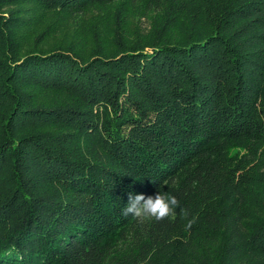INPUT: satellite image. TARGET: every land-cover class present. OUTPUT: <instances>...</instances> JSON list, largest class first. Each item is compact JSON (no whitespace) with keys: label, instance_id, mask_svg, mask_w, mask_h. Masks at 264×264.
Here are the masks:
<instances>
[{"label":"trees","instance_id":"obj_1","mask_svg":"<svg viewBox=\"0 0 264 264\" xmlns=\"http://www.w3.org/2000/svg\"><path fill=\"white\" fill-rule=\"evenodd\" d=\"M0 264H264V0H0Z\"/></svg>","mask_w":264,"mask_h":264},{"label":"clouds","instance_id":"obj_2","mask_svg":"<svg viewBox=\"0 0 264 264\" xmlns=\"http://www.w3.org/2000/svg\"><path fill=\"white\" fill-rule=\"evenodd\" d=\"M178 207L177 198L170 192L160 190L154 196L129 193L128 203L123 207L121 215L125 217L132 216L139 220L154 219L155 221H161L171 218V220L175 221V209ZM182 215L187 217L186 210H182ZM194 222V219L188 220L186 228H191Z\"/></svg>","mask_w":264,"mask_h":264},{"label":"rangeland","instance_id":"obj_3","mask_svg":"<svg viewBox=\"0 0 264 264\" xmlns=\"http://www.w3.org/2000/svg\"><path fill=\"white\" fill-rule=\"evenodd\" d=\"M143 28H145V25L143 24Z\"/></svg>","mask_w":264,"mask_h":264}]
</instances>
